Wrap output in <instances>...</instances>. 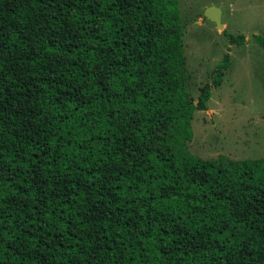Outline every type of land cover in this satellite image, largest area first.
Wrapping results in <instances>:
<instances>
[{"label": "trees", "instance_id": "1", "mask_svg": "<svg viewBox=\"0 0 264 264\" xmlns=\"http://www.w3.org/2000/svg\"><path fill=\"white\" fill-rule=\"evenodd\" d=\"M178 1L0 0V264H264V158L188 147Z\"/></svg>", "mask_w": 264, "mask_h": 264}, {"label": "rangeland", "instance_id": "2", "mask_svg": "<svg viewBox=\"0 0 264 264\" xmlns=\"http://www.w3.org/2000/svg\"><path fill=\"white\" fill-rule=\"evenodd\" d=\"M178 6L190 96L197 103L205 86L211 90L207 109L194 113L189 150L203 159L264 158V47L258 39H264V0H179ZM210 7L220 9L223 29L206 17ZM226 54L230 67L216 86Z\"/></svg>", "mask_w": 264, "mask_h": 264}, {"label": "water", "instance_id": "3", "mask_svg": "<svg viewBox=\"0 0 264 264\" xmlns=\"http://www.w3.org/2000/svg\"><path fill=\"white\" fill-rule=\"evenodd\" d=\"M206 17L210 19L211 21L215 22L217 25V28L223 29L222 19H221V11L218 8L210 7L206 11Z\"/></svg>", "mask_w": 264, "mask_h": 264}]
</instances>
